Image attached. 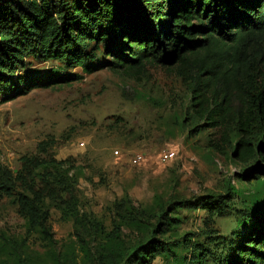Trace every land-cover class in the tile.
Returning a JSON list of instances; mask_svg holds the SVG:
<instances>
[{"label":"trees","instance_id":"1","mask_svg":"<svg viewBox=\"0 0 264 264\" xmlns=\"http://www.w3.org/2000/svg\"><path fill=\"white\" fill-rule=\"evenodd\" d=\"M98 50L110 60L92 63ZM29 56L60 65L26 72ZM149 66L170 68L188 84L193 112L203 126L221 129L216 147L233 144L236 159L250 163L238 176L264 177V0H0L2 102L37 88L80 81L84 73L104 67L136 77ZM76 67L82 72L72 71ZM232 132L238 136L235 143ZM63 162L26 157L21 171L14 177L7 172L0 181L28 228L42 238H53L47 201L62 206L78 201L76 183L60 168ZM234 192L229 188L224 195L171 201L149 228V237L145 230L128 251L105 245L97 264H150L159 252H170L169 241L157 235L171 230L176 221L172 213L185 207L225 215ZM115 209L122 214L128 205L118 202ZM76 221L87 234L103 230L97 221ZM3 237L0 251L6 258L0 264H34L26 238ZM212 244L210 239L199 246V255L190 261L264 264V207L250 212L221 250Z\"/></svg>","mask_w":264,"mask_h":264},{"label":"rangeland","instance_id":"2","mask_svg":"<svg viewBox=\"0 0 264 264\" xmlns=\"http://www.w3.org/2000/svg\"><path fill=\"white\" fill-rule=\"evenodd\" d=\"M103 60L110 58L98 50L92 63ZM26 65L23 71L41 73L60 63L29 56ZM83 75L80 81L0 100V181L7 172L14 177L21 171L26 157L51 156L64 161L60 168L76 183L78 197L70 206L47 201L53 238H42L28 228L13 196L0 188V245L4 235L26 238L34 264H86L88 254L89 264H97L105 245L128 251L145 230L149 237V228L171 201L234 189L230 213L182 207L171 215L176 219L171 230L157 235L171 249L150 264H193L199 246L211 239L210 247L217 244L221 250L249 213L264 207V177L238 176L250 163L236 159L233 144L216 147L221 129L203 126L193 112L188 84L174 70L149 66L132 77L104 67ZM231 137L233 143L238 140L235 132ZM165 149L175 158L164 160ZM138 153L144 160L134 163ZM122 201L128 211L117 214L115 204ZM77 217L97 221L103 230L87 234ZM5 256L0 251V262Z\"/></svg>","mask_w":264,"mask_h":264},{"label":"built area","instance_id":"3","mask_svg":"<svg viewBox=\"0 0 264 264\" xmlns=\"http://www.w3.org/2000/svg\"><path fill=\"white\" fill-rule=\"evenodd\" d=\"M161 155L164 160H172L176 156L174 151H170L167 149L163 150ZM142 160H144V156L142 154L138 153L133 157L134 163H140Z\"/></svg>","mask_w":264,"mask_h":264}]
</instances>
